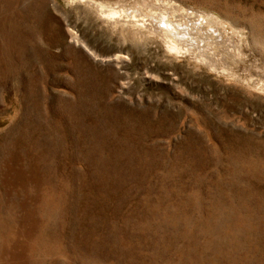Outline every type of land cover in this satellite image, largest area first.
I'll return each instance as SVG.
<instances>
[{"label": "rangeland", "instance_id": "obj_1", "mask_svg": "<svg viewBox=\"0 0 264 264\" xmlns=\"http://www.w3.org/2000/svg\"><path fill=\"white\" fill-rule=\"evenodd\" d=\"M164 1L0 0V264H264V0Z\"/></svg>", "mask_w": 264, "mask_h": 264}, {"label": "bare ground", "instance_id": "obj_2", "mask_svg": "<svg viewBox=\"0 0 264 264\" xmlns=\"http://www.w3.org/2000/svg\"><path fill=\"white\" fill-rule=\"evenodd\" d=\"M79 1L85 2L88 5H91L90 7H94L97 10V12H100L99 13L100 15H102L103 12H105L106 13V14L104 13L105 16H107V18H110L112 20L114 18H115V20H117L119 18L124 17V19H129L133 23L138 21L139 22L138 24H142V26H143V24L146 25V22H151L152 20H154V22L156 23L155 24L153 22L154 26L157 28V30H159V34H161L164 37L165 44L167 45V47L170 50H173V51L179 50L180 51L181 49H183V51L188 50L190 52L192 50L195 53H199L197 56L198 57L201 56V59L202 58L206 59L205 56H208L209 58H211L213 55H215L214 50H213L214 47H218L217 49H219V47H221V46L226 48L228 41H230L228 38L227 41L225 42V39H223L222 36L220 37L218 32H216V27L210 28L208 30L207 28L205 29L204 26H201L200 23H198V20L205 21V19H202L200 17V14H198V16H195L196 15L195 14L191 18L188 16L187 17H180V16H178L179 14H177L176 18L175 17L173 18V14L169 10V9H171L170 4H168V2H166L164 0H162V1L160 0L161 2H159L158 0L157 1L162 5V7L166 8V9L169 8V9L168 10L163 9L164 11L158 10V12L156 10L153 11V9H151V7H146L145 3H143L142 5H139V3H138V6H134L136 4L135 3L134 5L131 4V6L129 5L128 8L127 7L125 8L124 5H123V7L121 6L124 2L122 3L119 1L116 2V4H114V5H112V3L111 4L105 3V2L99 1V0H79ZM135 1H137V0H135ZM118 3H122L120 5L122 8H120ZM156 4H158V3H156ZM158 7H160V5L157 6V8ZM125 10H127V11H125ZM120 12H122V13H120ZM136 16H139V17L136 18ZM198 17H199V19H197ZM157 23L159 26L157 25ZM135 25H136V23H135ZM139 26L140 25H138V27ZM145 28H147V27H145ZM74 38H75V36L73 37V39ZM76 41H77V38H76ZM219 51H221V50H219ZM228 52H229V50H228ZM209 58H208V62H209ZM212 60H214V59L212 58ZM204 62H206V61H204ZM210 62H212V61H210Z\"/></svg>", "mask_w": 264, "mask_h": 264}]
</instances>
